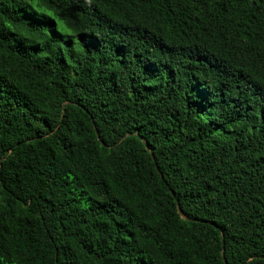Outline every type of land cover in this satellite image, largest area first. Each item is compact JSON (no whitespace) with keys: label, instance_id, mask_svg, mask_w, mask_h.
<instances>
[{"label":"trees","instance_id":"obj_1","mask_svg":"<svg viewBox=\"0 0 264 264\" xmlns=\"http://www.w3.org/2000/svg\"><path fill=\"white\" fill-rule=\"evenodd\" d=\"M0 264H264V0H0Z\"/></svg>","mask_w":264,"mask_h":264}]
</instances>
